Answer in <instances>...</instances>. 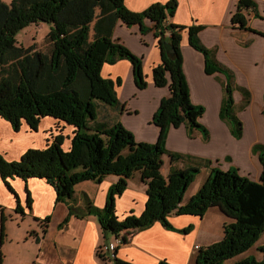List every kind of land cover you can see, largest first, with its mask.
<instances>
[{"label": "trees", "instance_id": "16d2710c", "mask_svg": "<svg viewBox=\"0 0 264 264\" xmlns=\"http://www.w3.org/2000/svg\"><path fill=\"white\" fill-rule=\"evenodd\" d=\"M176 7L177 0L154 2L142 11L129 10L125 0H12L9 4L0 0V115L14 129L24 119L34 130L44 115L63 119L76 127L68 150H63L62 135L57 134L43 148H28L18 160H7L0 153V176L8 186V178L16 175L23 179L45 178L56 189L57 200L62 201L73 196L75 184L80 181L100 182L107 174L118 175L107 191L104 206L95 205L87 196L82 208L68 206L69 214L95 215L105 233L116 236L128 229L142 230L157 221L168 229L188 233L192 223L175 228L168 218L171 213L202 218L206 209L218 206L232 220L222 226L221 240L200 246L196 264H264V243L257 245L262 257L248 255L229 261L248 250L264 231V144L253 147L262 164L258 180L239 173L236 168L214 166L197 192L183 203V194L200 172V166L171 165L164 175L161 154L165 149L160 140L156 144L136 140L121 123L111 124L107 117L99 118L107 107L121 106L116 91L120 78L102 76L104 63L127 58L133 66L136 86L142 89L148 85L140 57L113 36L118 21L128 26L139 24L144 32L150 29L144 26L148 19L159 37L162 53L161 61L152 67V78L157 87H168V94L161 99L153 116L161 130L159 138L167 128L182 123L188 128H199L203 137L209 133L199 120L204 107L192 103L190 98L180 45L182 30L187 31L189 44L203 52L206 73L224 74L220 119L229 124L235 137L242 134V122L233 105V72L218 62L213 49L203 45L199 37L201 25L167 22ZM249 10L258 12L254 0H237L231 23L264 36V30L256 31L248 24ZM34 21L51 24L46 37L47 50L37 48L36 44L25 47L16 42V32ZM164 40L173 46L170 52L164 49ZM245 91V104H248ZM234 123L239 133L235 132ZM123 148L128 149L126 154ZM170 155L172 161L182 156L175 152ZM135 170H139L147 185L145 207L140 215L129 213L122 219L115 212L116 196L127 188L128 178ZM115 252L112 264H134L117 257ZM98 254L105 255L100 247ZM156 264L170 263L160 259Z\"/></svg>", "mask_w": 264, "mask_h": 264}, {"label": "crops", "instance_id": "0c3cea01", "mask_svg": "<svg viewBox=\"0 0 264 264\" xmlns=\"http://www.w3.org/2000/svg\"><path fill=\"white\" fill-rule=\"evenodd\" d=\"M166 1L125 0V3L131 11H142L154 2ZM236 5L237 0H177L176 10L167 18V22L190 26L194 20L196 24H203L199 30L203 45L213 49L218 62L233 72V83L251 88L252 96H249L248 104L241 109V95L237 94L240 99H237L235 105L236 114L242 120L243 133L240 137H235L230 126L219 119V103L223 82L226 81L224 74L218 71L206 73L203 52L189 44L188 33L182 30L180 45L190 98L192 103L201 104L207 109L208 117L203 114L199 120L207 125L210 132L208 136L203 137L199 128H188L182 123L178 127H170L168 135L176 140L175 142L169 137L173 143L170 147L172 150L178 149L211 160L216 157L230 160L231 162L223 164V169L235 166L239 173L258 180L262 164L253 147L257 143L264 144V118L262 120L261 117H256V96L253 90L254 83L264 79V36L259 32L234 27L231 14L236 10ZM257 5L264 11V0H257ZM253 13L254 11L249 10L246 14L248 24L256 31L264 30V17L254 16ZM145 23L150 29L143 34L139 31V24L128 26L118 21L113 36L117 39L125 38L132 33L140 39H149V49L142 47L141 41L137 45L138 53L143 56V71L148 82V85L138 92L141 96L153 95L159 103L161 98L168 94V87L159 90L153 81L152 67L161 61L162 53L158 44L159 37L154 28H151V21L147 19ZM168 33L166 31V37ZM132 70V63L127 58H121L113 64L104 63L101 74L117 78L121 73L133 74ZM133 81L126 89H131V85L135 84ZM134 86L138 88L136 84ZM116 88L119 94L120 86ZM129 94L130 92L126 94L125 90L123 95L128 98ZM120 110L121 116L126 119L125 115L129 111L125 110L123 104L119 109L107 107L99 118L107 117L111 122L112 115ZM26 123L14 129L12 123L0 115V153L7 160H18L28 148H43L48 144H44L46 138L43 135L38 139V135L33 134L32 128ZM38 124L49 127L52 121L41 117ZM152 129L156 134V128L152 126ZM172 165L183 166L177 163ZM169 169L170 165L167 169L161 168V172L167 175ZM117 176L107 174L100 182L83 180L82 183H85L86 187L79 186L77 190L75 185L73 196L62 201L57 200L56 189L45 178L30 176L23 179L16 175L8 178V186L0 176V264H14L11 253L5 248V244L14 241V238L17 245H20V239L23 243L16 249V264H112V259L98 254L99 247L106 240L103 237L109 235L102 229L98 218L91 214H69L68 206H85L82 194L91 198L95 205L104 206L107 191L117 180ZM146 188L144 181L138 183L136 179L128 180L127 188L116 196L115 212L119 218L123 219L129 213L137 216L142 213L147 199ZM188 199L189 197L185 200L183 194L182 202L185 203ZM168 218L175 228H183L191 223L193 227L188 233H182L168 229L157 221L139 231L128 229L121 234L123 244L118 245L116 256L134 264H156L160 259H166L170 264H193L194 252L198 251L195 247L197 233L203 224V217L171 213ZM12 251L11 247L10 252ZM9 256V261H6Z\"/></svg>", "mask_w": 264, "mask_h": 264}, {"label": "rangeland", "instance_id": "374dc122", "mask_svg": "<svg viewBox=\"0 0 264 264\" xmlns=\"http://www.w3.org/2000/svg\"><path fill=\"white\" fill-rule=\"evenodd\" d=\"M5 2H7L8 4L12 1V0H3ZM256 5H257V0H254ZM257 10L258 12H254V16L257 17H264V11H262L260 9V6L257 5ZM192 25H201V29L204 26L203 24H196L195 21L193 20ZM144 26L147 29L146 23L144 22ZM51 30V24L47 21H34L31 22L29 24H27L26 26H24L23 28H20L17 32L16 35L14 36L16 39L17 44H21L25 47L31 45V44H36L37 48H43L44 50H47L49 48V46L47 45V41H46V37L49 34ZM140 32H142L143 34L146 33L148 30L144 31L143 30H139ZM166 33V32H165ZM90 37H92V30H90ZM140 37L142 36V34H139ZM118 40L123 43L124 45L127 46V48L133 53L136 54L137 56L140 57V59L142 60V64H143V56L142 53H138V43L141 41V45L144 48L149 49V39H140L139 37H135L134 34H129L128 37H119ZM227 73H229L228 71H225ZM109 77V76H106ZM118 77L120 78V83L116 86H120V90H119V94H118V98H119V102L120 104H123L125 107L126 111H129L126 113V119L123 118L121 115V110L119 111V113H116L114 115H112L111 118V124L114 123H121L123 126H125L126 129H128L133 136L135 137L136 140L139 141H145L151 144H156L158 140L161 141V144L163 146V148L165 149V151L161 154V158L163 160L161 168L162 170L167 169L169 167V165L171 166L173 163H177V165H183L184 167L187 166H191V165H199L200 166V172H198L195 176V179L192 180V182L190 183V185L188 186L186 193H184V199L186 200L188 197H190L192 194H195L197 192V190L200 188V186L202 185V183L204 182L205 179L208 178V176L210 175L211 171H212V167L215 166V168H220L223 169V164H225L227 161L229 162L230 160H225L219 157H216V159L211 160L210 158H205V157H200V156H195V155H191V154H187L185 152H181L180 150L176 149V150H172L170 147L173 145L172 140H169V128H167L163 133L162 136L159 138L160 134L159 132L160 127L157 126L155 124V122L153 121V116L154 113L158 110V105L159 103L153 98L152 96H141L140 93L138 91L142 90L141 88H136L133 83V85H131V89L127 88V85H129V83H131V81H133V74L130 72V74H126V73H121L118 75ZM110 78L112 80H115V77H111ZM264 79H259V82H255V90H253L255 92V96H256V104H255V114L256 117H261L262 120L264 118V82H262ZM134 82V81H133ZM224 84V82H223ZM235 87L233 88L232 91V98L234 100V110L235 112L237 111L236 108V101H238L237 99L239 98L237 96V94L241 95V100H240V108H244L245 107V96H244V90H246L248 92V96H252V90L250 87H246L245 85L242 84H238L236 86V84H233ZM134 86L135 89H133L132 87ZM167 86V85H166ZM166 86H162V87H158L157 89L162 90L163 88L166 89ZM225 85H223L224 88ZM223 88H222V95H221V101L222 102V98H223ZM117 90V88H116ZM125 90H126V94L128 92H130V94L128 95V98H126L123 94H125ZM245 91V92H246ZM165 96V95H164ZM163 96V97H164ZM162 97V98H163ZM161 98V99H162ZM240 99V98H239ZM161 101V100H160ZM159 101V102H160ZM220 103H219V110H220ZM245 104V105H242ZM121 107V106H120ZM206 108L204 107V113L206 114V117H208L207 112H206ZM203 116V115H202ZM42 117H47L52 121V124L48 127V126H43V125H39L38 128L36 129H31L33 130V134L38 135V139L41 138V135H43L46 138L45 141V145L48 143H51L54 139V136L57 134H61L62 135V143L60 144L61 147L63 148V150H68L69 144H71V140H72V136H73V130L76 128L74 124L72 123H68L66 121H64L63 119H58L55 117H51L49 115H44ZM220 117V115H219ZM237 117L239 118V120L242 122L241 117L239 115H237ZM221 118V117H220ZM219 118V119H220ZM126 120V121H125ZM222 120V119H220ZM224 121V120H222ZM225 122V121H224ZM22 123H26V121L24 119L21 120V125ZM27 124V123H26ZM204 124V123H203ZM263 124V123H262ZM229 125V124H228ZM152 126H154L157 130L156 134L154 133ZM207 126V125H206ZM264 127V124H263ZM233 128L235 129L236 133H239V129L237 127V125L234 123L233 124ZM240 131H242L243 133V125L240 128ZM210 132V129H209ZM241 136V135H240ZM240 136H236V137H240ZM172 138V137H170ZM173 139V138H172ZM175 140V139H173ZM176 142V140H175ZM44 145V146H45ZM35 148V147H34ZM39 148V147H36ZM128 151L127 148H123L122 152L124 154H126ZM170 152H175V153H181L182 156L180 155L178 157L177 160L172 161L171 160V155ZM200 160H199V159ZM6 159V158H5ZM201 159H204V161H202ZM208 160V161H205ZM231 162V161H230ZM213 163H215V165H212ZM78 169H80V167H77ZM235 168V166H231V169ZM136 179L138 183H140L142 181L141 179V173L139 172V170H135L134 173L132 174L131 177L128 178V180L130 179ZM83 181H80L79 183H76V187L77 190H79V186L84 188L86 187L85 183H82ZM86 194H82V200H83V205L86 204ZM93 202V201H92ZM95 216V215H94ZM226 220V221H225ZM232 219L229 218L228 215L224 214L220 207L218 206H210L208 209H206V211L203 214V224L201 225L200 231L199 233H197V244L202 245V247L207 246L210 243H214L218 240H221L223 238V225L225 222H230ZM19 232V231H18ZM109 235L107 237H103L104 240L102 242V244L106 241H109L111 239H114L115 235L113 233L108 232ZM18 236V234H15ZM20 245H17V241L14 238V241H11L10 243L5 244V248L8 251V253L10 254V256L12 257V261L14 264L17 263L16 260V249H18L19 246H21L22 240L20 239L19 241ZM6 243V242H5ZM264 243V231L261 233V235L259 236V238L257 239V241H255L252 246H250V248H248V250H246L244 253H240L236 256H234L233 258H231L229 261H233L239 258H244L248 255H257L258 258L262 257V253L258 251L257 249V245H261ZM7 247L9 249H7ZM13 249L12 252H10V249ZM194 258H193V264H196V255H197V251L194 252ZM6 258V261H9V258Z\"/></svg>", "mask_w": 264, "mask_h": 264}, {"label": "built area", "instance_id": "2783aa9c", "mask_svg": "<svg viewBox=\"0 0 264 264\" xmlns=\"http://www.w3.org/2000/svg\"><path fill=\"white\" fill-rule=\"evenodd\" d=\"M119 244H123V240L121 238V235H117L114 237V239L107 244H102L100 246L101 253H105V256L109 257L110 259L113 258L114 252ZM195 247L199 249L200 247L196 244Z\"/></svg>", "mask_w": 264, "mask_h": 264}, {"label": "water", "instance_id": "95a60500", "mask_svg": "<svg viewBox=\"0 0 264 264\" xmlns=\"http://www.w3.org/2000/svg\"><path fill=\"white\" fill-rule=\"evenodd\" d=\"M162 44H163V47H164V49L167 51V52H170L171 50H172V48H173V46L170 44V42H168L167 40H164L163 42H162Z\"/></svg>", "mask_w": 264, "mask_h": 264}]
</instances>
